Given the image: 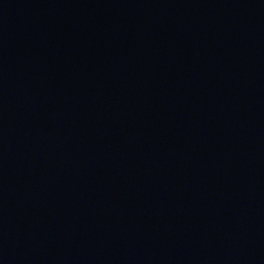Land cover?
<instances>
[{"label":"water","instance_id":"obj_1","mask_svg":"<svg viewBox=\"0 0 264 264\" xmlns=\"http://www.w3.org/2000/svg\"><path fill=\"white\" fill-rule=\"evenodd\" d=\"M0 264H264V0H0Z\"/></svg>","mask_w":264,"mask_h":264}]
</instances>
